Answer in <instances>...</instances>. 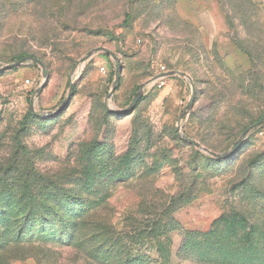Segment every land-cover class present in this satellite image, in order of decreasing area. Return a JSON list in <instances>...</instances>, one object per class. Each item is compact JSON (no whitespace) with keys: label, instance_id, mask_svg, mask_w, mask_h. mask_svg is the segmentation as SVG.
<instances>
[{"label":"rangeland","instance_id":"rangeland-1","mask_svg":"<svg viewBox=\"0 0 264 264\" xmlns=\"http://www.w3.org/2000/svg\"><path fill=\"white\" fill-rule=\"evenodd\" d=\"M39 26L57 29L47 46L33 44L42 31L29 34ZM95 49L112 56L98 52L79 64ZM32 55L48 71L38 98L43 78L34 63L0 73V153L9 152L32 101L36 113H54L76 84L60 115L27 120L21 141L39 173L74 169L77 146L94 140L98 156L129 150L135 170L109 201L114 252L97 237L88 243L76 235L69 242V230L42 224L55 242L4 250L0 256L9 264H195L191 245L223 214L238 209L264 218V123L225 159L191 147L175 132L180 127L188 139L223 155L264 120V0H0V69ZM114 58L122 73L106 101ZM162 69L188 75L195 87L194 107L182 120L191 83L173 76L159 88L154 79ZM138 93L131 113L108 111L127 109ZM131 228L140 230L130 234ZM155 228L157 238L145 239ZM183 246L190 261L176 257Z\"/></svg>","mask_w":264,"mask_h":264},{"label":"trees","instance_id":"trees-1","mask_svg":"<svg viewBox=\"0 0 264 264\" xmlns=\"http://www.w3.org/2000/svg\"><path fill=\"white\" fill-rule=\"evenodd\" d=\"M39 30L42 38L35 37L33 42L37 43L33 44L47 46L50 34L57 29L39 26L29 34L36 35ZM26 57L43 62L35 55L22 59ZM118 87L119 82L116 90ZM31 116L30 112L19 124L9 152L0 153V254L12 247L55 242L53 231L46 235L42 224L54 228L56 223L69 230V242L76 235L88 243L97 237L104 244L110 243L108 250L114 252L112 240L116 236L109 201L135 170L129 150L124 156H98L100 144L94 140L88 147L77 146L74 169H66L61 176L39 173L32 154L21 141ZM70 162L66 168L72 167ZM98 179L100 182L94 183ZM90 193H95L94 198H85ZM70 221L71 227H65ZM37 227L43 228L40 236L35 234ZM137 230L140 229L131 228L130 234ZM158 230L145 232V239H156ZM125 239L132 243L134 237L126 234ZM195 243L191 245L195 264H264V218L231 209L213 223L207 234L198 235ZM187 249L183 246L176 257L190 261L184 257ZM0 264L9 263L0 256Z\"/></svg>","mask_w":264,"mask_h":264},{"label":"water","instance_id":"water-1","mask_svg":"<svg viewBox=\"0 0 264 264\" xmlns=\"http://www.w3.org/2000/svg\"><path fill=\"white\" fill-rule=\"evenodd\" d=\"M98 52H104L107 55L112 56L111 52H109V51H107L105 49H95L93 51H90L83 59H81L79 61V64H82V63L86 62L94 54H96ZM114 60L116 62V69H115V74H114L113 86L111 88V91H110L109 95L107 96L106 101H110L112 99V97L114 96V93H115L116 88H117V84H118V82L120 80V75L122 73V68L120 67L118 59L114 58ZM28 62L34 63L35 65H37L41 69L43 83L38 87V89L35 92V96H36V98H38L41 95V93L44 91V89L46 88L47 83H48V71H47V68H46V66H45V64L43 62H41V61H39L37 59H33V58H24V59L14 63V64L8 65V66L0 69V73H4V72L12 71L14 69H18V68L24 66L25 64H27ZM173 76H179V77L185 78L188 81H190V83H191V98H190V101H189V103H188V105H187V107L185 109L184 114L181 117V120H182L185 117V115L188 114L194 107L196 90H195V87H194V85L192 83L191 78L188 75L184 74V73L169 72V73L161 74V75H158L154 79V81L156 82L158 80V78H161V77L162 78H171ZM75 86H76V84H72L70 86L69 92L67 94V97H66L64 103L62 104V106L56 112H54V113H46V114L36 113L35 112V108H34V102L32 101L31 104H30V112H31V114L34 115L35 117H39V118H52V117L60 115L62 112H64L68 108V106H69V104H70V102H71V100L73 98V95H74ZM141 96H142V94L138 93L136 95V97L134 98V100L132 101V103L129 105V107L127 109L123 110V111H113V110H108V111L110 113L116 114V115L129 114V113H131L133 111V109L135 108V106L137 105L139 100L141 99ZM263 123H264V120H261L258 123H256L254 126L248 128L243 133V135L240 138L239 142L232 148V150L229 153H226V154H223V155H218V154H216V153H214V152L202 147L199 143L186 138L182 134L180 127L176 128V134L183 141H185L188 145L192 146L193 148H196V149H198V150H200V151L212 156L215 159H225V158L229 157L232 154V152L235 151L244 142V139H245L246 135L248 134V132L250 130L261 126Z\"/></svg>","mask_w":264,"mask_h":264},{"label":"built area","instance_id":"built-area-1","mask_svg":"<svg viewBox=\"0 0 264 264\" xmlns=\"http://www.w3.org/2000/svg\"><path fill=\"white\" fill-rule=\"evenodd\" d=\"M101 72H105V69L104 68H102L101 69ZM164 71H163V69H162V73L161 74H165V73H163ZM160 74V75H161ZM165 80H167V78H158V80L155 82L157 85H158V87L159 88H162V87H164L165 86ZM260 136H264V124L261 126V130H260Z\"/></svg>","mask_w":264,"mask_h":264}]
</instances>
